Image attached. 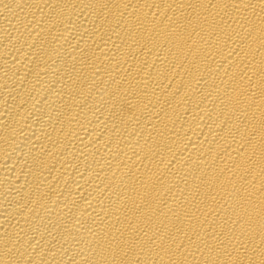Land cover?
<instances>
[{
	"label": "bare ground",
	"instance_id": "obj_1",
	"mask_svg": "<svg viewBox=\"0 0 264 264\" xmlns=\"http://www.w3.org/2000/svg\"><path fill=\"white\" fill-rule=\"evenodd\" d=\"M0 264H264V0H0Z\"/></svg>",
	"mask_w": 264,
	"mask_h": 264
}]
</instances>
